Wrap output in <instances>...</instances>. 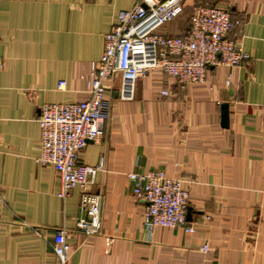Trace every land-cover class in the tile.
Wrapping results in <instances>:
<instances>
[{"label":"crops","instance_id":"crops-1","mask_svg":"<svg viewBox=\"0 0 264 264\" xmlns=\"http://www.w3.org/2000/svg\"><path fill=\"white\" fill-rule=\"evenodd\" d=\"M136 2L0 0V264H56L53 238L62 228L69 264H264V0H186L161 28L183 35L192 5L216 4L242 19L232 37L250 61L212 67L204 83L184 89L155 69L137 79L131 100L119 97L116 74L105 134L80 155L92 166L104 159L90 187L102 199L100 233L77 228L81 188L63 199L56 169L37 162L41 107L89 97L105 34ZM151 169L183 179L195 232L157 227L149 235L146 203L128 175Z\"/></svg>","mask_w":264,"mask_h":264},{"label":"built area","instance_id":"built-area-1","mask_svg":"<svg viewBox=\"0 0 264 264\" xmlns=\"http://www.w3.org/2000/svg\"><path fill=\"white\" fill-rule=\"evenodd\" d=\"M185 3L186 0H137L132 8L119 10L113 28L105 34L104 51L90 77L89 97L45 103L41 107V153L37 162L56 169L60 176L59 196L63 199L74 188H81L77 228L86 234L100 233L103 227L102 199L90 187L104 159L92 166L81 162L80 155L88 141H97L105 134L106 94L116 74L122 79L119 97L131 100L137 79L152 70L160 69L184 89L204 83L212 67H235L252 59L232 37L242 19L210 2L192 5L187 33H162L163 26L184 12ZM65 88L66 81H59L58 89ZM169 93L167 89L162 91L163 96ZM128 176L135 198L146 203L144 224L149 235L157 227L181 226L186 232H195L187 217L190 192L183 179L172 177L163 169L131 172ZM53 248L56 264H69L71 245L65 229L56 230ZM208 249V245L202 247L203 251Z\"/></svg>","mask_w":264,"mask_h":264},{"label":"water","instance_id":"water-1","mask_svg":"<svg viewBox=\"0 0 264 264\" xmlns=\"http://www.w3.org/2000/svg\"><path fill=\"white\" fill-rule=\"evenodd\" d=\"M221 124L223 127L229 126V104L223 103L221 105ZM189 213L187 214V216Z\"/></svg>","mask_w":264,"mask_h":264}]
</instances>
